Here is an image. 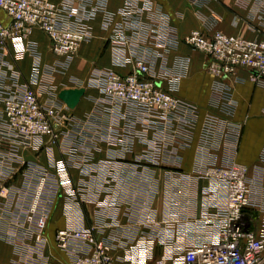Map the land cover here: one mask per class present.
<instances>
[{
    "label": "crops",
    "instance_id": "0c3cea01",
    "mask_svg": "<svg viewBox=\"0 0 264 264\" xmlns=\"http://www.w3.org/2000/svg\"><path fill=\"white\" fill-rule=\"evenodd\" d=\"M85 1L78 20L91 35L68 62L51 52L38 28L21 43L0 40V121L4 98L26 88L62 118L55 137L14 140L0 126V186L11 192L30 182L41 190L39 205L49 207L48 262L67 261L55 233L70 226L93 228L119 260L128 252L182 254L214 239L225 195L203 175L206 164L247 166L251 226L259 229L264 219V80L254 81L246 69L213 75L206 68L208 58L184 37L196 29L260 38L264 0H148L147 26L140 33L125 30L131 42L122 54L108 43L111 24L105 14L121 21L118 12L127 0ZM0 21L9 22L1 9ZM135 58H143L158 85L181 101L187 125L174 119L165 127L163 118L150 123L134 106L105 96L104 72L128 73ZM79 87L84 93L69 108L59 93ZM16 250L0 237V264H24Z\"/></svg>",
    "mask_w": 264,
    "mask_h": 264
},
{
    "label": "built area",
    "instance_id": "2783aa9c",
    "mask_svg": "<svg viewBox=\"0 0 264 264\" xmlns=\"http://www.w3.org/2000/svg\"><path fill=\"white\" fill-rule=\"evenodd\" d=\"M85 5V0H65L59 4L49 0H0V9L9 18L7 24L0 21V40L21 43L38 28L47 36L51 52L68 62L91 35L88 25L78 20ZM147 6L148 0L142 6L136 0H127L118 12L121 21L105 14L106 24H111L107 40L116 54L124 53L131 42L126 29L140 33L147 26ZM184 42L208 58L206 68L215 76L246 69L254 81L264 80V35L246 38L220 31L207 35L194 29L184 37ZM101 87L109 100L134 106L150 123H155L156 118L165 119V127L171 126L174 119L182 125L190 122L181 101L158 85L143 58H135L128 73L105 71ZM0 122L2 133L8 138L28 140L41 135L55 137L62 118L54 108L43 106L33 89L26 88L4 98ZM159 144L154 142V146ZM247 171L245 164L237 162L204 165L203 175L218 184L225 195L217 217V235L190 246L175 260H170L171 253L162 249L151 252L150 262H141L139 257L115 259L108 252L109 244L93 228L70 226L55 234L57 246L68 257L62 264H264V219L259 229L252 228L254 213ZM61 175L67 191L70 190L66 172ZM45 224L46 214L42 213L36 224L38 241L44 238Z\"/></svg>",
    "mask_w": 264,
    "mask_h": 264
},
{
    "label": "rangeland",
    "instance_id": "374dc122",
    "mask_svg": "<svg viewBox=\"0 0 264 264\" xmlns=\"http://www.w3.org/2000/svg\"><path fill=\"white\" fill-rule=\"evenodd\" d=\"M36 189V185L30 182H25L24 189L11 192L9 189H4V186H0V197L3 198V200L0 199V237L15 245L17 254L24 264H50L46 258L47 255H44L47 245L45 236L41 241L36 239L38 216L42 213L46 214L47 224L49 207L39 205L42 199L41 190ZM131 240L129 239V242H132ZM150 256H152L151 252L138 254L128 252L123 255V260L139 257L141 262H150L152 260ZM178 256L180 254H171L170 260H175Z\"/></svg>",
    "mask_w": 264,
    "mask_h": 264
},
{
    "label": "water",
    "instance_id": "95a60500",
    "mask_svg": "<svg viewBox=\"0 0 264 264\" xmlns=\"http://www.w3.org/2000/svg\"><path fill=\"white\" fill-rule=\"evenodd\" d=\"M84 93V88H67L63 89L59 93V98L69 107L74 108L79 100L80 97Z\"/></svg>",
    "mask_w": 264,
    "mask_h": 264
}]
</instances>
